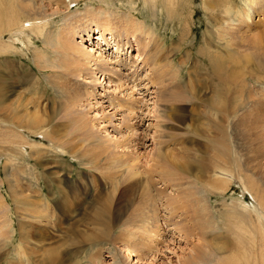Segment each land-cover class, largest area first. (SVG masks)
I'll list each match as a JSON object with an SVG mask.
<instances>
[{
    "label": "rangeland",
    "instance_id": "374dc122",
    "mask_svg": "<svg viewBox=\"0 0 264 264\" xmlns=\"http://www.w3.org/2000/svg\"><path fill=\"white\" fill-rule=\"evenodd\" d=\"M61 1L66 2L58 7L55 3H49L50 1L48 0H37V3L42 4L43 16L40 19L45 21V26L37 25L36 29L39 31L33 29L30 32L28 30L26 39L24 33L21 34L20 40L15 42V48L12 46V49L7 48L4 53L2 52L3 54H0V71L2 76H5L4 80H8L14 90L17 91L18 99L16 101H20L22 98L35 100L39 104V115H43L42 117L44 118L48 117L50 120L49 124L43 129L46 130L47 134V131H50L48 126L55 127L51 135L56 137V140L52 142L48 137L43 138L39 135L28 134L27 142L31 145L27 144L24 146V153L18 149V144L20 146L24 144V139L15 135V137H9L11 140L8 138L3 143L0 138V198L5 202V205H0V215L5 212L12 218L11 227L14 230L13 232L11 231L13 244L8 243L5 247L7 253H4V256L6 255L5 259L11 261L12 263L10 264H13V259L16 256L13 254L12 246L9 245H17L20 225L24 226L32 223L31 219L24 215L27 213L22 210V207L19 208L15 201H11L9 197L12 193L10 185L14 184L13 180L17 178L16 183H18V186L23 185L22 187L26 188L28 191H26V194L29 195L30 199L33 198L32 200H35L42 207L43 204L48 203L47 210L54 206L52 210H54L55 218L52 220L49 232L50 236L54 237V239L51 238V241L63 243L61 254L66 259V264H88L87 261H89V264H111L113 262L111 260L112 252L108 250L111 246V250L117 253L121 263L125 264V252H123V248L120 249L121 246H119L117 240H104V242L101 241V243L91 245L81 242L80 239H74L70 233L72 228L81 230V234L91 231L99 232L98 230H101V228H94L89 224V206L92 202L91 199L100 189L103 188L102 191H106L108 194L110 185L104 186L100 173L90 170L89 167L91 165H88L85 159L79 160L68 153H64L67 151L66 147L68 144H73L70 149L77 148L79 152H84L96 145V142H92L91 139L85 137V133L92 132L95 136L109 138L113 137L110 133L114 132L108 128L110 135L102 133L103 129L99 130V125L95 119L90 118L94 112H82L93 123L92 128L94 131H91V125H87L88 128L82 127L79 129L76 126L77 123L75 125L73 121L66 118L68 108H64V106L67 96L61 93V88L65 85H71V87L76 88L74 79L68 78L59 67L50 68L51 65L57 64L56 60L58 59L50 43L44 40L46 33L49 32L51 35L58 33L61 26L65 23H70L73 18L86 20L91 15H96L100 19L110 15L111 19L122 14L132 15L134 17L131 16L133 20L142 23L144 29L150 32L148 35L145 34L143 36L142 43L151 44L153 42L160 44L159 47L163 53L169 54V57L172 55L170 57L172 59V68H168L166 65L158 77L153 76L151 71H149V63L145 67L147 69L145 73L149 74L153 78L152 80L155 81L149 87V91L158 92L159 88H161L162 94L159 102L156 100V95L159 93L153 94V100H150L149 103L155 101V105L153 108L151 104L148 107L151 112L147 114L145 113L146 110H143V113L139 115L143 119V124L138 129L136 136H142L138 135L139 133L144 135L142 136V145H134L131 131H126L121 138L116 135V138L121 139L122 142H129L131 151L142 155L144 161L136 167L138 171L143 173L136 176L125 175L120 179V183L116 186L111 210L123 208L129 201L135 203L141 199L142 193L139 182L144 180L146 170L153 171V178L155 177L158 181L156 176L162 174L164 168L165 170L175 171L178 168L177 166L188 161L189 168H192L188 178L192 180L194 177L200 176L202 180L197 181L196 187L190 186L191 189L188 191L191 194H195L197 191L199 194L194 196H199L201 203L199 205L201 206L197 203L196 206L194 204V207H197L196 210H198L199 215L203 213L206 217L205 225L209 227L208 229L206 227L205 230L206 237L207 233L212 236L217 234V232L229 235L228 229H235L236 225H239V222L236 221L239 218L238 215L243 214L240 208H237V210L231 208H234L233 201L241 199L244 204L249 205L253 203V199L249 192L242 189L237 177L230 183L218 185L216 190L210 188L212 174L214 173L213 168L215 172L219 173L216 165L220 166L223 162L217 154L220 155L224 152L227 155L229 153L226 160V164L229 166L235 160L236 163L242 165V169L244 172L246 171L244 174L245 178L248 177L247 179L253 182H247L249 185L252 184L253 193L258 196L262 194L264 198V143L257 144L260 138L264 136V130L259 131L257 129L258 125L255 126V129L251 123L253 114L256 112V101L261 105L259 109L264 113V52L260 49L258 53L252 56L253 62L258 67L253 74L249 72L251 71V64L248 67H243V65H234L236 67H233L229 61V53L237 52L239 56L240 54H248L255 51L256 47L252 45L253 37L260 31L264 33V0L253 10L251 24L249 20L248 26L245 24L240 25L237 30H234L229 22L226 23L224 21L226 17L223 7L226 5L225 7L230 9L232 14L230 13L229 15L232 19V25H235L240 22L237 20L236 15L244 8L245 0H76L71 5H68L67 0ZM211 1H214L218 6L212 7L210 5ZM93 12H96V14H93ZM95 33L91 32V37ZM2 40L6 42L7 36L4 35ZM90 41L82 44L86 47L93 46L95 40L92 39ZM225 42L229 46L224 47ZM133 46L130 54L125 50V53L131 58L137 56L138 48L135 42H133ZM92 49L98 50L94 46ZM112 51L113 48L109 47L107 53L110 54ZM38 58H42V61H38ZM145 61L147 62V60ZM8 63H11V65ZM127 70L128 68H125V71ZM143 70H139L140 73L142 71L141 75L144 74ZM229 71L232 72L230 73ZM55 72L59 75L56 76L59 79L56 82L53 80L56 78H53L52 75ZM77 81L82 84L85 83L82 78H78ZM156 87L159 88L156 89ZM94 88L95 93L93 95L95 96L93 97L95 98H98V93L103 96L112 95L105 93L100 85ZM86 97H88L87 94L81 95L80 99L83 100ZM88 100L94 105L93 99ZM211 100H217V109H211V106H209ZM30 105L31 103L27 107ZM97 114L100 113L97 112ZM79 115L74 114L73 116ZM113 124H116V120ZM255 136L256 140L254 139ZM104 144L106 149H104L100 163L102 168L112 163L108 143ZM35 146L38 148L36 151L42 150L43 152L42 154L33 153L32 160L28 154L34 151L32 148L36 149ZM226 149L228 153L225 151ZM184 151L186 152L187 160L177 161V158L183 155ZM21 154H23V157ZM9 156H13L12 160L5 158ZM6 163L10 166L6 165ZM203 164L207 165L210 170L200 173L199 167ZM244 165L247 166V170H245ZM50 168L58 171L54 178L48 174V171L51 170ZM232 170L235 172L232 173L237 176L238 167L235 168L233 166ZM92 172L95 176H92ZM14 175L17 177H13ZM247 175H250V177ZM90 177L94 178L95 185ZM92 184L95 188L91 187ZM129 185L130 187L127 188L126 186ZM184 185L186 187V184ZM183 186L176 189L177 193L181 192L180 189L183 190ZM155 187L165 188L160 183H156ZM15 188L17 189V186ZM59 188L70 195L71 200L74 202V205H69L70 212L64 210L65 207L61 204V194H58ZM174 189L175 187L173 186L166 187L165 193L172 196L176 194ZM254 196L253 194V198ZM62 211L67 213L64 212V216H62L60 213ZM162 214L165 215L163 212ZM243 221L246 222V219ZM35 223L32 224V228L27 227L33 237L39 232L38 222ZM74 226H77V228ZM240 226L242 231L238 228V239L244 242L245 249L253 258L258 252L259 246L257 244L249 246L245 243L252 238V231L255 228L252 231L249 228L246 233L244 225L241 223ZM229 237L232 240V237ZM166 238L169 239L170 237L167 236ZM257 239L258 237H256V242L258 243ZM190 240L191 242L186 244L183 241H177L176 243V240L171 239L167 243V250L163 245L161 247L163 250H160L163 252H158L155 258H148L145 263L182 264L183 259L192 256L190 247L195 244L197 248L200 246L199 248L201 252L203 250L202 253L204 255H213L212 258L209 257L210 263L208 264H218L221 256L214 254L210 250L209 253L207 247H202L205 246L203 245L204 242L207 243L203 238H198L196 235ZM71 249L78 250L74 257L68 256ZM89 256L93 258L90 260L88 259ZM239 256L244 259L248 257V253H241ZM3 259V256L0 257V264H3ZM246 261L248 264H252V260L249 257ZM22 263L25 264V260H22ZM202 263L207 264V258ZM15 264L18 263L15 262Z\"/></svg>",
    "mask_w": 264,
    "mask_h": 264
},
{
    "label": "bare ground",
    "instance_id": "6f19581e",
    "mask_svg": "<svg viewBox=\"0 0 264 264\" xmlns=\"http://www.w3.org/2000/svg\"><path fill=\"white\" fill-rule=\"evenodd\" d=\"M48 1H50L49 3L52 4L55 3L58 7L59 5L61 6L66 2L61 0ZM75 1L76 0H67V3L68 5H71L75 3ZM214 1H211L210 5L212 7H217L218 5L214 3ZM261 2L262 0H245L244 8H242L240 13L236 15L237 17L235 16L240 22L236 23L235 25H232V19L229 15L231 11L228 7H225V5L223 7L226 17L224 21L226 23L229 22L234 30H237L238 27L243 24L248 26L249 20L251 24L253 10ZM41 6L42 4L37 3V0H0V54L2 52L4 53L7 48L12 49L15 46V42L20 40L21 34L24 33V37L26 39V33L28 30L31 32V30L37 28V25L45 26V21L40 19L43 16V9ZM93 14H96V12H93ZM131 16L129 14H122L116 16L114 19H111L110 15L109 17L100 19L96 15H91L86 20H78L73 18L70 23H65L62 25L58 33L51 35L48 32L45 35L44 41L50 43V46L52 47L53 52L56 53V58L58 59L56 60L57 64L51 65L50 68L59 67L64 71L68 78L74 79L76 88L71 87V85H65L61 88V93L67 96V101L65 102L64 106V108H68L66 118L73 121L74 124L77 123V125H75L79 129L82 127L88 128L87 125H91V131H94L92 128L93 123L88 120L86 114L82 113L83 111H87L88 113L94 112L93 116L90 118L95 119L99 125L98 129H103L102 133H105V135L111 134L113 136L109 138H103L95 136L92 132H87L85 133V137L91 139L92 142H96L95 147H90L84 152H79V149L77 148L70 149L73 144H68L66 147L67 151L64 153H68L72 157H75L79 160L85 159V162L88 165H91L89 167L90 170L100 173V177L102 179L101 181H103L104 186L110 185L109 193L107 194L106 191L103 192V188L100 189V191H98L91 199L92 202L89 206L90 216L88 218V222L94 228L99 227L101 230H98L99 232H92L90 230L91 232L89 233L81 234V230L72 228L70 233L73 235L74 239H80L81 242L89 243L91 245L94 243H101V241L104 242V240H117L119 246H121L120 249L123 248V252H125V264H146L145 262L148 258H155L158 252H163L160 251L163 245L167 250V243L170 242L171 239L174 241L176 240V243L177 241H183L187 244L190 243V239L196 235L198 238H203L207 242L205 243L201 240L204 242L203 245H205H201L202 247H207L208 252L210 250L213 251L214 254L221 256L218 264H248L246 261L248 257L252 260V264H264V198L262 194V196H258L256 193H253L251 188L252 184L249 185L247 183L250 181V179L248 180V177L245 178L244 176L246 171L244 172L242 165L236 163V160L232 162V164L235 168L238 167L239 171H237V176L233 174L235 172L232 170V164L229 163L230 166L226 164V160L229 155L227 149L225 150L228 153L227 155L224 154V152L220 155L217 154L219 157H221L220 159L223 162L220 166L216 165V169H218L217 171H219V173L215 172L213 168L214 173L212 174V184L210 185V188L216 190L218 185L230 183L237 177L238 181L241 183L240 185L242 186V189L250 193L254 203L249 205L244 204L241 199H235L233 201L234 208H231L236 210L237 208H240L241 211H243V214L238 215L239 218L236 220L239 222V225H236L235 229H228L229 235L217 232V234H213L212 236L208 235L207 233L206 237V217L203 213L199 215L197 212L198 210H196L197 207H194V204L195 206L197 203L198 205L201 204L199 196H194L195 194H198V192L196 191V193L194 192L195 194H191V192L188 191L191 189L190 186H195L197 181L202 180L200 179V176L194 177L192 180L188 178L192 171V168H189L188 161H185L186 163L177 166L178 168L175 169V171L165 170L164 168V172L156 176L158 181L155 179V177L153 178V171L146 170L144 180L139 182L142 193L141 199L135 203L129 201L124 205L123 208L111 210V204L113 197L115 196V190L117 188L116 186L120 183V179L125 175L136 176L140 173H143L138 171L136 167L139 163L144 161L142 155L135 154L131 151V144H129V142H122L121 139L116 137L119 135L121 138L126 131H131L134 145L141 146L143 141L142 136L144 135L139 133L138 135L142 136H136L138 129L143 124V119H141L139 115L143 113V110H146L145 113L147 114L151 112L148 107L150 104L152 105V108L155 105V101L149 103L150 100H153V94L159 93L156 95V100H158V102L162 94V90L159 87L158 92L149 91V87H151L155 81L152 80L153 78H151L149 74L145 73L147 70L145 67L147 63H149V71H151V74L155 77L160 75L166 65L168 68H172V59H170L172 55L169 57V54L163 53L159 47L160 44L153 42H151V44L146 42V44L142 43L144 38L143 36H145V34L148 35L150 32H148L149 30L144 29L142 23H138L137 21L133 20V16ZM230 25H228V27H230ZM33 26L35 27L33 28ZM92 27H94V29H92ZM91 32H96L93 37H91ZM4 35L7 36L6 42H3V40L1 41ZM92 39L95 40L96 44H93V46L98 50L100 49L99 51L93 50V46L86 47L82 44L85 42H91L90 40ZM133 42H135L138 50L136 54L137 56L131 58L125 53V50H127L128 54H130L131 48L134 47ZM252 45L256 47L254 52L240 54L239 56L237 55V52L229 53V61L233 67H236L234 65H243V67H248V65L251 64V71L249 72L252 74L256 71V69H258L256 63L253 62L252 56L258 53L260 49L264 52L263 32L260 31L259 33H256V35L253 37ZM226 46H229L227 42L224 43V47ZM109 47L113 48V51L110 54L107 53ZM145 60H147V62ZM38 61H42V58H38ZM9 65H11V63ZM125 68H128V70L125 71ZM140 69H144L143 75H141L142 71L141 73L139 72ZM229 72L231 73L232 71ZM52 75L53 78H56L53 79L54 82L59 80L56 77L59 76L56 74V72ZM4 77L5 76H2L0 71V138L2 139V142L5 143L9 137H15V135H17L19 138L24 139V144L21 146L18 144V149L23 153L24 146L29 144L27 142L28 134L39 135L43 138L48 137L50 141L54 142L56 137L51 134L54 132L55 127L48 126L50 131H47L46 134V130L43 128L49 124L50 120L48 117L44 118L42 117L43 115H39V104L36 103L35 100L24 98L20 99V101H16L18 99L17 91L14 90L8 80H4ZM78 78H82L85 83L82 84L78 82ZM98 85L103 87L105 93L112 95L107 94L103 96L101 93H98V98L93 97L95 96L93 95L95 93L94 87ZM158 88L156 87V89ZM86 94L88 97L81 100V95ZM88 99H93L94 105H92ZM11 101L13 102L10 103ZM216 101L217 100L210 101L209 106H211V109H217ZM30 103L31 105L27 107ZM256 103V112L253 114V121L251 123L255 129V126L258 125L257 129L261 131L264 130V113L259 109L261 105L258 104V101H256ZM97 112L100 114H97ZM74 114L80 115L73 116ZM115 120L116 124H113ZM108 128H110L114 133L109 134ZM254 139L256 140V136ZM106 142L109 146L112 163L109 166L102 168L100 163L104 149H106L104 144ZM259 143H264V136L261 137L257 142V144ZM31 148V151L34 150L33 152L29 151L30 154H28V156L31 158L34 156V154H42L43 152L42 150L36 151L38 149L36 146V149L32 148V150ZM22 155L23 154H21V156ZM12 157L9 156L5 158L12 160ZM182 159L187 160L185 151L183 152V155H180V157L177 158V161ZM7 164L8 163H6V165ZM8 166L10 165L8 164ZM244 167L246 168L245 170L248 169L246 165H244ZM208 170H210V168L208 169L207 165L205 164L202 166L200 165L199 167L200 173H203V171L208 172ZM103 172H105V174H103ZM48 174L54 178L58 174V171L51 169L48 171ZM91 174L92 176H95L93 172ZM247 176L250 177V175ZM13 177L17 176L14 175ZM90 178L95 185L94 178ZM14 179L15 180L13 181L15 183L10 185L12 193L9 197L11 198V201H15L19 208L22 207V210L27 213L24 215L31 219L32 223H28L24 226L20 225L18 228L17 245H9L12 246L13 254L16 256V258L13 259V264H15V262L21 264L22 260H25V264H66V259H64V256L61 254V247L63 243H54V241H51L54 239V237L50 236L49 232V229H51L52 220L55 218L53 212L54 210H52L54 209V206L47 210L48 203L43 204L42 207L36 203L35 200H32L33 198L30 199L29 195L26 194V188H23V185L18 186V183H16L17 178ZM155 181L156 183L162 184V187L164 185L165 188H156ZM99 183L100 182H98V184ZM184 184H186V187H184ZM94 185L92 184L91 187L95 188ZM15 186H17V189ZM104 186L102 185V187ZM172 186L175 187L174 191L176 194L171 196L165 193V189L166 187L169 188ZM181 186L184 187L183 190L180 189L181 192L177 193L176 189L180 188ZM126 187L129 188L130 185ZM192 189L194 188L192 187ZM58 190V194H61V204L65 207L64 210L70 212L69 205L74 203L73 200H71L70 195L63 192L62 189L59 188ZM253 194L255 195L254 198ZM0 205H5V202L1 198ZM64 212L65 211L60 212L62 216H64ZM162 212L165 213V215H163ZM0 218V257L3 256L5 259L6 255L4 256V253L7 254L5 247L8 243L13 244L12 232L14 230L11 227L12 218L7 213L2 212ZM244 219H246V222L243 221ZM35 222H38L39 232L33 237L31 231H29V228L27 227L32 228V224ZM241 223L244 225L246 233L249 231V228H251V231L255 228L252 231L253 233L251 232L252 238L248 239V242L245 243L249 246L253 244H257L259 246L258 252L256 254L254 253L255 255L253 258L245 249L244 242H242L241 239H238V230L241 227ZM245 223L248 225H245ZM74 227L77 228V226ZM208 228L209 227H207V229ZM167 236L170 237V240L166 238ZM229 236L232 237V240L229 239ZM256 237H258V243L256 242ZM111 247L108 249L112 252L111 260H113V262H111V264H123L118 259L117 253L114 250H111ZM199 247L197 248V245L193 244V246L190 247L192 256L183 259L182 264H203L202 261L206 258L207 264L210 263L209 257L212 258L213 255H204L202 253L203 250L201 252ZM77 251V249H71L68 253V256L74 257L78 253ZM241 253H248V257L243 259V257L239 256ZM32 258L33 260H31ZM91 258L93 257L89 256L88 259L91 260ZM4 259L2 260L3 264L12 263L6 259L4 261ZM131 261H133V263H131ZM87 263L89 264V261H87Z\"/></svg>",
    "mask_w": 264,
    "mask_h": 264
}]
</instances>
